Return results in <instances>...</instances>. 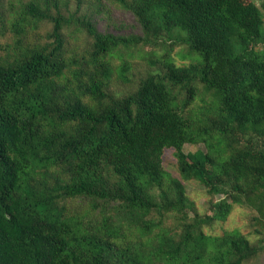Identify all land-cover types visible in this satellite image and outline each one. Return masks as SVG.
Returning <instances> with one entry per match:
<instances>
[{
  "label": "trees",
  "instance_id": "trees-1",
  "mask_svg": "<svg viewBox=\"0 0 264 264\" xmlns=\"http://www.w3.org/2000/svg\"><path fill=\"white\" fill-rule=\"evenodd\" d=\"M118 1L145 31L184 35L199 62L163 64L164 75L115 98L106 91L114 70L106 57L141 39L99 33L64 15L59 0L21 4L8 28L14 39L0 44V264H242L261 248L240 232L217 237L188 225L176 239L161 221L187 205L181 180L226 195L212 205L209 224L264 193L262 11L243 0ZM75 22L93 40L87 56L71 53L64 28ZM39 28L45 42L27 38ZM128 70L118 68L122 79ZM195 81L217 104L186 115ZM212 109L217 118L208 125ZM236 133L252 136L235 152ZM187 144L206 151L186 153ZM166 149L175 151L181 180L163 169ZM82 198L93 209L103 201L110 213L99 220L71 213L66 201Z\"/></svg>",
  "mask_w": 264,
  "mask_h": 264
},
{
  "label": "rangeland",
  "instance_id": "rangeland-1",
  "mask_svg": "<svg viewBox=\"0 0 264 264\" xmlns=\"http://www.w3.org/2000/svg\"><path fill=\"white\" fill-rule=\"evenodd\" d=\"M30 0H3L0 4V24L3 25L4 35L0 39V44L5 47L11 43L14 36L8 30L9 23L19 14L21 4ZM135 0H126L131 4ZM244 3L253 2L260 7L263 17L264 0H243ZM61 12L72 18H85L90 21L99 33L113 35L116 38H138L141 42L133 43L129 47L121 46L118 51L109 54L106 57L108 63L114 69L113 74L107 82L106 91L115 98L125 97L135 92L140 81L148 75L160 73L164 75L163 64L172 63L176 67H189L196 65L199 61L197 55L190 52L189 46L185 42L184 35L178 32H171L169 35L163 30H157L156 33L145 31L137 16L131 10L123 6L118 0H82L79 5L76 0H59ZM65 34L69 37L71 53L78 57L86 55L88 49H92L93 40L84 28L78 26V23H71L65 28ZM47 32V30H46ZM41 28L28 35V39L46 41L43 34L46 35ZM264 33V25H263ZM258 49L264 48V43ZM87 56V55H86ZM126 63L129 70L121 78L118 68ZM197 89V95L193 104L186 110L185 114L190 111H196L199 107L215 106L217 100L214 94L205 90L202 83L194 82ZM174 95L179 101L186 99V94L180 93L175 88ZM201 115L200 117H202ZM206 124L210 125L212 120L217 118L215 111L212 109L206 113ZM205 119V118H204ZM252 134L247 137L236 133L232 135L233 151L243 150L248 145V140ZM257 142L256 139L250 141L251 146ZM254 147V146H252ZM198 150L206 151L204 144L191 145L184 147L186 153L196 152ZM174 149H166L163 156V169L168 172L171 177L181 180L178 169L177 160L174 156ZM185 188V196L187 205L183 213H167L162 217V225L175 233L178 239L184 233L185 227L192 225V231H203L211 236L221 237L225 233L238 231L244 235L251 246L261 248L260 252L245 260L242 264H264V193L258 190L252 196V202H244L235 205L226 221L213 222L209 224L207 219L213 214V207L216 202L225 198V194H210L207 188L196 180H181ZM168 184V182L166 181ZM153 193L159 191L153 190ZM97 202V208L91 207L93 200L90 199H73L67 200L66 205L71 213L86 214L89 219L99 220L105 214L110 213V207L103 201ZM101 209H105L102 214ZM108 211H107V210ZM151 217L158 218L156 214ZM203 219L205 222H201Z\"/></svg>",
  "mask_w": 264,
  "mask_h": 264
}]
</instances>
